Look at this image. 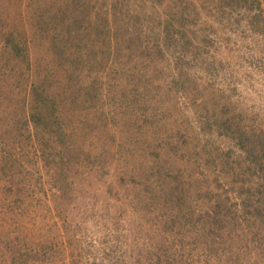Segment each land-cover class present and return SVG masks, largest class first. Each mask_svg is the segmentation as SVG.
Listing matches in <instances>:
<instances>
[{"label": "rangeland", "instance_id": "obj_1", "mask_svg": "<svg viewBox=\"0 0 264 264\" xmlns=\"http://www.w3.org/2000/svg\"><path fill=\"white\" fill-rule=\"evenodd\" d=\"M41 2L59 14L60 27L75 20L78 33L70 36L97 42L108 58L97 74L80 72L85 80L97 77L94 99L60 106L69 117L70 152L63 157L70 154L71 163L60 167L55 139H44L46 151L40 150L31 123L18 117L21 108L0 104V264H264V228L246 229L239 211L230 241L202 225L203 194H218L225 182L203 159L207 154L180 153L171 163L196 179L184 201L189 208L172 221L153 191L156 174L146 151L178 130L201 154L218 148L220 159L250 161L238 142L205 123L217 107L240 113L247 128H264V2ZM42 3L0 0V25L16 28L30 54ZM168 21L184 29L186 45L176 33L166 37ZM255 178L264 182L260 172ZM228 195L240 206L233 191Z\"/></svg>", "mask_w": 264, "mask_h": 264}, {"label": "trees", "instance_id": "obj_2", "mask_svg": "<svg viewBox=\"0 0 264 264\" xmlns=\"http://www.w3.org/2000/svg\"><path fill=\"white\" fill-rule=\"evenodd\" d=\"M37 1L42 3V0ZM150 1L159 3L161 0ZM253 1H256L257 5L261 1L264 2V0ZM42 5L44 7L39 5L34 12L36 21L33 32L39 36V39L43 35L50 37L44 40L36 38L34 43L36 48L32 54L29 52L27 41L16 28L6 30L0 25L2 47L0 69L10 65L6 73L0 71V87H2L0 104H13L16 108H21V115L18 117L20 120L24 119L26 126L31 123L33 131H30V134L34 136L43 153L46 151L43 144H48L44 139L56 140L57 154L61 155L59 158L61 167L63 164L71 163L70 154L63 157V154L70 152L66 145L71 132L69 133L65 128L69 117L60 106L64 103H74L78 99L82 101L94 99V91L99 89V86H96L97 77L85 80L81 78L80 72L87 68L88 72L93 71L97 74L96 67H100L98 64L104 62L108 55L107 52L103 55L104 52L97 49V42L89 45L82 38L73 39L70 34L73 32L77 34L79 29L78 25H75V20L60 27L62 21L58 19L59 14L47 8L45 3ZM61 13L60 15L63 16L64 14ZM102 31V27L99 28V32ZM164 31L166 37L171 32L176 33L177 41L182 46L190 40L184 29L174 28L169 21L165 24ZM64 34H68L69 37H64ZM130 41L128 48L135 44L136 40L132 37ZM103 44L104 48L110 45H106L105 42ZM113 45L115 50L119 49V43L114 42ZM3 54L5 56H2ZM84 77L86 78V75ZM240 116V113L231 114L229 109L213 107L210 115H207L205 124L208 131L238 142L250 160L245 164L239 159L230 160L226 157L220 159L218 148H214L215 155L210 154L209 150H205L209 153L204 151L201 154L199 149L185 142L183 134L178 130L156 138L159 140L157 143L146 147V151L150 150L148 155L152 159L151 171L156 174L157 180V186L153 191L162 208L165 209L166 217L172 221L179 220L183 210L189 208L184 201H187V192L194 191L196 179L191 175L187 176L185 172H180L181 168H176L177 165L172 166L171 163L180 153V157L185 153H197L202 157L207 154L203 159L219 169V177L225 182L219 181L218 194H215L216 192L203 194L204 198L206 197L207 209L202 217V225L215 234L219 233L224 241H230L228 239L233 236V231L235 232L237 228L239 223L237 211L240 212L246 229L252 230L255 226L264 228V182H259L255 178L258 172L264 176V128H259L258 131L254 127L247 128L243 125ZM217 157L220 159L219 163L216 161ZM215 168L211 169V173H215ZM163 173L168 179L162 176ZM183 176L185 177L181 178ZM222 183L226 187L223 188ZM230 191H233L235 197L240 198V206L231 201L232 198L228 195ZM214 194L216 196H213ZM253 202L257 204L254 205ZM228 244L232 245L230 242Z\"/></svg>", "mask_w": 264, "mask_h": 264}]
</instances>
